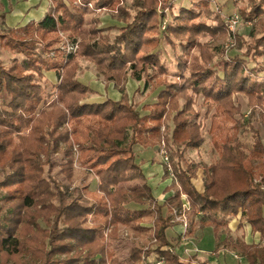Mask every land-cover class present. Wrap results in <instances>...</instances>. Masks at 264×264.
<instances>
[{
    "label": "trees",
    "instance_id": "16d2710c",
    "mask_svg": "<svg viewBox=\"0 0 264 264\" xmlns=\"http://www.w3.org/2000/svg\"><path fill=\"white\" fill-rule=\"evenodd\" d=\"M120 1L50 0L39 21L0 26V50L16 56L8 65L0 61V264H123L111 247L120 227L148 239L147 248L131 247V264H207L175 252L195 227L211 228L215 254L235 252L247 264H264V144L251 123L257 110L264 127V79L259 76L264 71V0H247L237 10L253 23L248 38L238 36V53L224 57L217 52L215 62L211 42L224 39L228 29L210 9V0H188V7L176 13L169 0H131L130 7ZM103 9H117L112 17L123 26L116 34L99 28L95 12ZM60 32L80 40L75 55L60 50ZM161 42L174 55L173 82L160 58ZM81 60L93 64L106 84H114L119 101L86 102L95 93L78 81ZM44 72L59 80L51 86L55 99L45 107ZM130 78L155 94V102L142 106L143 114L128 101ZM236 94L247 100L246 118L233 104ZM198 97L203 111L194 108ZM208 119L209 144L217 158L200 165L185 154L203 146ZM166 120L172 129L161 141L169 166L161 163L164 176L171 171L176 184L173 194L158 203L145 182L124 188L120 177L133 171L141 175L136 148L157 146L160 152ZM240 132L250 134L248 147ZM73 145L81 165L97 178L94 192L87 184L69 190L49 174L52 156L61 155L60 174L71 183ZM199 169L201 191L193 186ZM176 215L186 216L188 224L182 235L169 239L166 231L179 224ZM236 217L238 228L249 225L259 234V243L229 237ZM106 229L111 241L102 242Z\"/></svg>",
    "mask_w": 264,
    "mask_h": 264
},
{
    "label": "rangeland",
    "instance_id": "374dc122",
    "mask_svg": "<svg viewBox=\"0 0 264 264\" xmlns=\"http://www.w3.org/2000/svg\"><path fill=\"white\" fill-rule=\"evenodd\" d=\"M49 2L50 5V0H47ZM173 3L174 5V9L173 12L176 13L179 7H188L189 5V1L188 0H169ZM120 5L122 6H126V7H130L131 5V0H121ZM15 5H17L15 3ZM14 5V6H15ZM23 5V4H22ZM247 5V0H243V1H239L236 2V4H234L232 2V0H210V9L214 12H218L221 15L222 20L225 21V19H227L228 17H230L231 15L235 14L237 12L238 9H240L241 7H246ZM7 13L10 11L9 8L6 9ZM95 14H97L99 16V23L101 27H105L107 25V20L108 19H112L115 20L112 15L117 14V9L115 10H96ZM118 22V21H117ZM120 24V26L122 25L120 22H118ZM253 23L252 22H248V21H244L243 19H241V23L234 28L233 31H230L227 27V33L224 39H219L215 42H211V45L213 46V50H214V54L215 57L213 59V62L217 61L219 58V53L217 52H221L223 53L224 57H230V53L236 52L238 53V50L235 49L236 48V44H237V37L238 36H244V38H248V34L250 31V28H252ZM114 30H112L110 33L111 34H116L117 33V29L112 28ZM59 36L62 38V41L60 43V50L62 51V53H66L65 51V46L64 44L68 43L69 45L71 44H76L77 45V49H78V44L80 42V40L78 38H74L71 39L69 38L66 34L63 33H59ZM208 39H205V41ZM64 46V47H63ZM160 58L162 61H164L168 71H169V76L167 78L168 81L173 82L174 80H176L173 76V73H175V62L174 60V55L172 50L166 46L164 44V42H161L160 44ZM219 49V50H217ZM231 50V51H230ZM77 52V50L75 51V53H73L72 55H75ZM12 53L6 50H0V61L4 64V65H8L10 63V61L16 57L14 55H11ZM263 64H264V60H263ZM79 71L81 68V71H78V75H82L85 74L88 70L92 71V74L94 73L96 78L98 80H100L104 85H107L103 79L98 76L95 72V67L93 64L81 60L80 64H79ZM248 66H251V64H249ZM87 70V71H86ZM46 72H44L45 74ZM261 77V79H264V71L262 73H260L259 75ZM82 77V76H81ZM44 80L42 84L44 86V91H45V97H46V104L45 106H48L52 100L55 99V92L52 90V84H56L59 80L56 78V80H54V82L49 81L48 79H46L44 77ZM128 84L130 83V81H133L136 83V88L134 89L133 95L132 97H128V101L133 102L134 105L136 106V109L138 111H140L141 114H143V111L141 110L142 106L148 103H152L155 102V94L154 93H150L146 88H144L143 82H137L134 79H128ZM110 84V83H108ZM113 84V83H112ZM127 84V82H126ZM125 84V85H126ZM114 85V84H113ZM115 88V86H114ZM116 89V88H115ZM126 90V89H125ZM135 91H137L135 93ZM127 92H132L129 89L128 86V91ZM135 93V94H134ZM50 97H47V96ZM91 98H94V96H90L89 99H87L86 102H89ZM232 101L233 104L235 106H239V110L241 112V114H243V116L246 118L247 115L249 114V107L247 105V100L245 97H243L240 94H236L232 97ZM195 109L196 110H200L203 111V107H202V103H203V98L202 97H198L196 102H195ZM258 111H255V115L254 118L251 120V123L253 125V128L258 131L260 138L264 144V127L258 122ZM202 121V119H201ZM204 124V130H203V135L205 138V142L203 144V146L201 147L200 150L198 151H194V150H189L185 155L186 158L190 161H194L197 162L200 165H209L210 163L214 162L217 158L214 150L212 149V146L210 143V137L207 134V129L210 126V120H204L203 122ZM172 129V123L170 120H166L162 127H161V137H160V141L163 138V135L166 133H169ZM240 141L246 146L248 147L251 144V138H250V134H243L242 132H240ZM163 141H161L162 143ZM72 158H73V164H72V173H73V177L71 179V183H68L67 181H65V177H63L62 174H60V170H61V164L63 163V158L61 155H54L51 158V166L49 168V174L52 178H55L60 185H66L68 186L69 190L73 189L75 186H82L83 184H87L89 185V192H94L96 191V187H97V178L96 176H94V174L86 167L82 166L80 161H79V151L76 145L72 146ZM198 175L199 177H202V171L199 170L198 171ZM141 178L140 176L135 172H126L124 174L121 175L120 177V186L124 187V188H128L131 186H135L137 184H141ZM263 216H264V210H263ZM179 218V217H177ZM185 219V223L186 225L187 220H186V216L183 217ZM181 216V220L183 219ZM183 219V220H184ZM91 222V220H90ZM90 222H88L90 224ZM92 223V222H91ZM41 226H43V222L40 223ZM230 225L233 228V231H231V236L229 234V236L233 239L236 238H243L242 234L244 233V230H242L241 228H237L235 229V223H230ZM110 229H106V231L104 232V236H103V240L102 242H105L107 240V242L111 241L110 237ZM185 241V239H184ZM183 243V241H182ZM140 245L143 248H147L148 246V239L145 236H140V237H133L132 235H130L128 233V230L125 229L124 227H120V229L118 230V235L117 237H115L114 240H112V249L115 251V253L118 256V259L123 262V264H131V261L129 260V251L131 249V247L133 245ZM152 248V247H150ZM206 249V248H205ZM211 253H215V247H209L208 248ZM206 249V252H208ZM185 255H183V258H186L189 254V252L184 253ZM210 254V253H209ZM233 254L239 256V259L235 258L233 256ZM211 256L213 254H210ZM215 260L218 261L219 264H246L244 258L237 253H222L221 251L218 252V254L214 255Z\"/></svg>",
    "mask_w": 264,
    "mask_h": 264
},
{
    "label": "crops",
    "instance_id": "0c3cea01",
    "mask_svg": "<svg viewBox=\"0 0 264 264\" xmlns=\"http://www.w3.org/2000/svg\"><path fill=\"white\" fill-rule=\"evenodd\" d=\"M15 3L17 5H15ZM48 7L49 2L47 0H0V14L3 15V20L0 21V26L17 28L20 26H24L29 22H37L43 17ZM8 8L10 11L7 13L6 9ZM106 23L107 25L105 27H101L99 24V28L117 29L123 26V24L120 26V24L116 20L112 19H108ZM81 76H77L78 81L83 85L88 86L95 93V95L92 94L94 98H91L90 101L87 103H101L107 99L113 101L120 100L121 95L114 88V85L112 83L104 85L100 80L96 78L94 73L92 74V71L90 70H88L85 74H82ZM44 77L51 82H54V80H56L57 78L56 75L52 72L45 73ZM128 86L130 91H132L130 93L127 92ZM135 88V82L130 81V83L128 84L127 81V84L125 85V92L127 94V97H132ZM136 149L137 163L140 165L141 175L139 176L141 178V181L145 182L151 189L153 198L157 200L158 203H162L167 197L173 194V186L175 187L176 183L173 181V177L164 176V168L161 163V156L157 146L150 149H143L141 147ZM198 171L196 174V178L193 180V186H195L197 190L201 191L203 189V171L201 170L202 177H199ZM182 202L186 207L187 204H185L184 196L182 197ZM130 207L138 208V206L136 205H130ZM174 221L179 224L172 228H169L166 231L167 237L169 239H173L177 236L182 235L186 229L182 225L181 216L176 215ZM230 223H235L234 228H238L237 217L236 219H233ZM230 223L229 234L231 236V231H233V228ZM241 229L244 230L245 233L242 234L243 238H233V240L242 239L247 244H251V242L257 244L260 242L259 234L251 233L249 225H243ZM183 239H185V241H183V243H181L180 246L175 249L176 254H178L180 257L183 258V255H185L184 253L186 251L189 252V254L186 255V258H188L189 256H195V259L198 262H206L207 264H219L218 261H216L214 258L215 253H211V251L208 249L209 247H215V241L210 227L204 230L195 227L193 233L187 237H184ZM205 248L208 249V252H206ZM209 253L213 255L211 256ZM222 253L230 252L221 251V254ZM245 263L247 264L246 261Z\"/></svg>",
    "mask_w": 264,
    "mask_h": 264
},
{
    "label": "built area",
    "instance_id": "2783aa9c",
    "mask_svg": "<svg viewBox=\"0 0 264 264\" xmlns=\"http://www.w3.org/2000/svg\"><path fill=\"white\" fill-rule=\"evenodd\" d=\"M240 23H241V17H239L237 14H233L230 17H228L227 19H225V24H226V26L228 27V29L230 31H233L234 28H236ZM64 46H65V51H66L67 54H73L77 50V45L76 44L69 45L68 43H66V44H64ZM164 145L165 144L162 142L161 143V148H160L161 161H162V163L164 165L169 166V158H168V154L166 152V148H165ZM168 170H169V167H168ZM169 176L173 177L172 174H171V171H169ZM182 218H183V216H182ZM183 219L181 220V222H182L183 227L186 228L187 225L185 223V219L184 220ZM182 241H184L183 238L181 239V242ZM233 256L235 258L239 259V256H237L236 254L235 255L233 254ZM153 264H163V261L162 260H157Z\"/></svg>",
    "mask_w": 264,
    "mask_h": 264
}]
</instances>
